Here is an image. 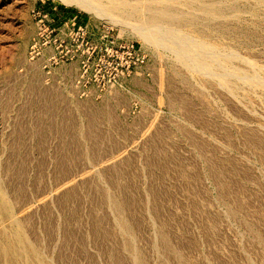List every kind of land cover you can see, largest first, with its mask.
I'll use <instances>...</instances> for the list:
<instances>
[{"label": "rangeland", "instance_id": "obj_1", "mask_svg": "<svg viewBox=\"0 0 264 264\" xmlns=\"http://www.w3.org/2000/svg\"><path fill=\"white\" fill-rule=\"evenodd\" d=\"M263 85L264 0H0V264H264Z\"/></svg>", "mask_w": 264, "mask_h": 264}, {"label": "bare ground", "instance_id": "obj_2", "mask_svg": "<svg viewBox=\"0 0 264 264\" xmlns=\"http://www.w3.org/2000/svg\"><path fill=\"white\" fill-rule=\"evenodd\" d=\"M190 1V0H189ZM192 1V0H191ZM79 3L80 2H82V1H78ZM84 2V1H83ZM152 2V1H151ZM85 3V2H84ZM83 3V4H84ZM145 3H146V0H145ZM161 3V2H160ZM169 3V2H168ZM168 3H166V4H168ZM185 3V2H184ZM193 3V2H192ZM86 4V3H85ZM89 4V3H88ZM93 4V3H92ZM118 4V3H117ZM142 4V3H141ZM150 4V3H149ZM153 4V3H152ZM156 4V3H155ZM163 4V3H162ZM196 4V3H195ZM136 5V4H135ZM178 5V4H177ZM89 6V5H88ZM116 6V5H115ZM131 6V5H130ZM138 6V5H137ZM151 6V5H150ZM169 6V5H168ZM163 7V8H161L160 10H155V11H153L152 13L151 12H149V13H151V19L152 20H160V21H164V20H173L174 21V19L176 18H179V16L181 17L182 15L181 14H183V13H177V14H172V10H170V8L169 7ZM175 6V5H174ZM173 6V7H174ZM86 7V6H85ZM111 7H112V5H111ZM132 8H134V13H137V14H139V12H140V9H138V8H136V6H131ZM92 7H90V9H91ZM114 8V9H113ZM113 8H111V9H113V10H118V8H117V6L116 7H114V5H113ZM130 8V7H129ZM131 8V9H132ZM143 8V7H142ZM189 8V7H188ZM88 9V8H87ZM96 10V12L98 11L99 13H100V11H101V14H102V12H103V9L101 10L100 8H97V7H95V8H93V10ZM107 9V8H106ZM110 8H109V11L111 10ZM144 9V8H143ZM212 9V8H211ZM210 9V7H205V8H203V11L206 13H208V14H210L213 10H211ZM94 10V11H95ZM100 10V11H99ZM108 10V9H107ZM106 10V12L108 13V11ZM120 10V9H119ZM133 10V9H132ZM145 10V9H144ZM190 10V9H189ZM198 10V9H197ZM201 10H202V7H201ZM142 11V10H141ZM151 11V10H150ZM114 12V11H113ZM184 12V11H183ZM215 12V11H214ZM104 13H105V11H104ZM133 13V14H134ZM194 13V12H193ZM98 14V13H97ZM96 14V15H97ZM106 14V13H105ZM130 14V13H129ZM104 15V14H103ZM140 15H142V14H140ZM140 15H136V16H139L140 17ZM148 15V14H147ZM188 15V14H187ZM112 16V15H111ZM130 16V15H129ZM186 16V15H185ZM192 16V15H191ZM214 16V15H213ZM133 18V17H132ZM188 18V17H187ZM143 19V18H142ZM181 19H183V17L181 18ZM188 20V19H187ZM138 22H139V20H138ZM141 22V21H140ZM157 22V21H156ZM159 22V21H158ZM127 24V23H126ZM152 24V23H151ZM146 26V25H145ZM158 26V25H157ZM141 27H142V25H141ZM144 27H142V31H144V29H143ZM141 29V28H140ZM146 30H148L147 32H149V34L147 35V37L149 38V40H151V41H153V42H155V43H163V44H165L166 43V41H164V39L160 36V35H158V33H157V29L156 28H152L151 27V29H146ZM146 30L144 31V32H146ZM169 30V29H168ZM141 31V32H142ZM169 32V31H168ZM174 32V31H173ZM168 34V33H167ZM203 34V33H202ZM143 35H145V33L143 34ZM174 35V34H173ZM173 35L170 37L171 39H172V37H173ZM204 35V34H203ZM161 37V38H160ZM167 37V36H166ZM169 37V36H168ZM179 37H181V36H179ZM145 38H146V36H145ZM148 38H146L147 40H148ZM169 38V39H170ZM173 38H175L174 39V41H172V42H170V43H166V44H168L169 45V48H171L170 46H173V48L175 47L176 49H179V51H180V49L181 50H183V51H185L186 53H184L185 54V57L187 56V61L189 60L190 62H191V64L193 65V67H195V68H197L198 69V67H199V69L203 66V63H204V60H206L207 61V58H212V55L214 54H212V55H210V52L212 51V49H211V51H210V49L208 48V46H205V44L203 45V44H201V43H199V42H197L198 44H196V42L194 41L193 42V44H191V45H189V44H187L186 43V40H181L182 38H176V36L175 37H173ZM166 39V38H165ZM170 39V40H171ZM148 40V41H149ZM167 41H169V40H167ZM192 42V41H191ZM190 42V43H191ZM195 43V44H194ZM162 44V45H163ZM166 46V45H165ZM172 49V48H171ZM178 51V50H177ZM177 51H176V53H177ZM207 52V53H206ZM213 52V51H212ZM216 52V51H215ZM183 53V52H182ZM204 54H206V55H210V56H208V57H206V59H204L203 57H205V56H203ZM178 55H180L179 53H178ZM203 56V57H202ZM215 56V55H214ZM227 56V55H226ZM233 56V55H232ZM183 57V56H182ZM217 57V56H216ZM216 57H213V58H215L216 59V61H217V58ZM224 57V56H223ZM229 57V56H228ZM212 58V59H213ZM181 59V58H180ZM184 59V58H183ZM183 59H181V60H183ZM204 59V60H203ZM211 59V60H212ZM219 59V58H218ZM226 59H227V57H226ZM229 59V58H228ZM210 60V61H211ZM214 60V59H213ZM228 61V60H227ZM211 62H213V61H211ZM215 62V61H214ZM219 62V61H218ZM222 62H224V61H222ZM206 63V62H205ZM189 64V63H188ZM207 65V64H206ZM206 65L204 64V66H205V68H208V66L206 67ZM203 66V67H204ZM219 66V65H218ZM252 66V65H251ZM202 67V68H203ZM202 68H201V71H202ZM205 68H203V69H205ZM210 68V67H209ZM189 69V68H188ZM198 71V70H197ZM200 71V70H199ZM204 71H207L206 69L205 70H203V72ZM209 71V70H208ZM235 71V70H234ZM237 71V70H236ZM235 73V72H234ZM200 74V73H199ZM206 74V73H205ZM238 74V73H237ZM211 75V74H210ZM207 76H209V75H207ZM228 76V75H227ZM231 76V75H230ZM223 77V76H222ZM253 77V76H252ZM218 79V78H217ZM224 77L222 78V81L224 82ZM243 80V79H242ZM251 80V79H250ZM253 81V80H252ZM228 82V81H227ZM239 82V81H238ZM240 82H241V80H240ZM255 82H257V81H255ZM259 82V81H258ZM221 83V82H220ZM253 84V83H252ZM259 84V83H258ZM264 86V85H263ZM3 194H2V192L0 191V209L2 210V209H4L5 207H6V205H5V207H4V202L6 201H4L3 200V196H2ZM6 204H7V202H6ZM6 209V208H5ZM7 211V210H6ZM3 213H4V211H2ZM6 214V213H5ZM11 215V214H10ZM9 216V215H8ZM10 219H12V218H10ZM9 221V220H8ZM13 221V220H12ZM11 221V222H12ZM10 225H11V223H10ZM12 226V225H11ZM124 229H125V227H124ZM19 231V230H18ZM17 234V233H16ZM6 237V236H5ZM11 238V237H10ZM17 238L18 239H20L19 238V235L17 236ZM24 241V240H23ZM17 242V241H16ZM12 243V242H11ZM22 243V242H21ZM20 244V243H19ZM15 248V247H14ZM17 250H18V248H16ZM2 252V251H1ZM4 252V251H3ZM19 252V251H18ZM21 252V251H20ZM4 254V253H3ZM2 254V255H3ZM33 254V253H32ZM0 255H1V253H0ZM1 255V256H2ZM1 256H0V258H1Z\"/></svg>", "mask_w": 264, "mask_h": 264}]
</instances>
